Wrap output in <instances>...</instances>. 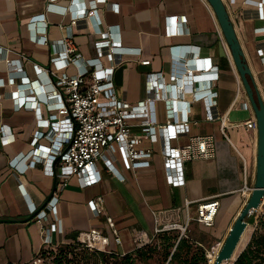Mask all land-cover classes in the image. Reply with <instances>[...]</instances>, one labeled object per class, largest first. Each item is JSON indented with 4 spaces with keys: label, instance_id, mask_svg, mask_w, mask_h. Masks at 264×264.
Here are the masks:
<instances>
[{
    "label": "crops",
    "instance_id": "obj_1",
    "mask_svg": "<svg viewBox=\"0 0 264 264\" xmlns=\"http://www.w3.org/2000/svg\"><path fill=\"white\" fill-rule=\"evenodd\" d=\"M93 1L0 0V49H9V59L14 62L21 59L22 76L30 79L42 102V118L50 115L41 98L51 91L53 80L46 72L36 73L34 64L48 69L50 47L34 43L33 33L45 29L41 34H45L49 43L70 37L86 60H94L99 35L109 30L112 39L122 44V51L114 56V83L118 97L125 102L137 104L146 99L151 73L167 76L174 71L180 73L185 66L193 69L202 60H209L216 67L218 78L211 85L212 92L217 93L211 108L212 121L205 119L206 102L185 97L191 102L190 119L194 122L191 135H213L216 155L187 162L184 182L177 174L174 186L166 182L160 141L143 142L154 151L147 168L126 169L118 158L116 171L111 173L100 162L99 183L83 188L76 178H71L57 196L64 234H54V243L72 242L80 232L91 228L101 229L112 238L106 222L110 217L122 240L121 245H116L111 239L110 248L129 252L137 248L140 232L154 235V212L162 223L184 224L186 201L193 202L190 214L195 216L197 204L211 199L220 202L214 226L205 227L192 221L187 236L195 231L200 237L214 241L226 238L254 186L258 134L244 125L256 121V117L211 6L206 0H108V4L98 5L96 12L85 18L73 20L63 13L64 9L78 12ZM223 1L264 102V0L262 9L259 8L262 0ZM50 2H54L53 10H48ZM177 28L183 32L174 34ZM186 50L187 58L182 59ZM145 60H150V64H142ZM101 63L109 66L105 58ZM14 66L0 61V81L6 82L5 86L0 85V220H12L0 223V264H28L41 251V229L46 223L35 217L23 220L34 213L33 208L39 211L44 207L59 181L45 173L41 164L20 172L23 162L16 158L32 150L30 143L37 131V115L31 109H17L11 98L12 91L29 87L21 85L19 78L12 75ZM77 70L69 66L67 72L75 75ZM11 77L16 78L15 84L8 83ZM206 88L202 84L196 91L202 94ZM165 107L164 102L156 104L160 123L167 119ZM223 118L228 138L220 130ZM132 124L131 132L139 134L137 121ZM185 142L183 138L175 144ZM41 143L48 144L46 140ZM11 160H15L16 168ZM97 197L103 199V212L96 217L89 202ZM193 241L203 246L201 239Z\"/></svg>",
    "mask_w": 264,
    "mask_h": 264
},
{
    "label": "built area",
    "instance_id": "obj_2",
    "mask_svg": "<svg viewBox=\"0 0 264 264\" xmlns=\"http://www.w3.org/2000/svg\"><path fill=\"white\" fill-rule=\"evenodd\" d=\"M58 1V0H52ZM75 2V0H70ZM48 10H53L52 4ZM108 4V0H94L90 5H85L78 12L64 9L71 19L85 18L96 12L98 5ZM263 0L259 3L262 9ZM45 29L36 30L33 33V41L40 45H49L50 62L48 69L34 64L36 73L46 72L53 80V88L46 93L43 103L50 111L47 119L42 118L40 105L35 89L31 86L30 79L22 76L24 71L21 59H9V49H0V61L7 64L14 63L12 71L14 77L19 78L21 85L29 87L12 91L11 98L17 109H31L37 115V131L35 132L31 146L32 150L27 154H20L16 161H22L20 172L41 164L45 173L58 178L57 187L51 199L40 209L35 218L38 222L44 221L42 226V250L54 249L65 242L54 243V234L62 236L64 229L62 220L58 216V195L69 183L71 178H76L81 187L97 184L101 180L98 164L101 162L107 172L116 171L115 161L118 160L126 169L137 170L151 165L154 151L151 147L143 145L144 140L154 144L161 142V157L164 165L166 182L176 185L178 174L181 183L184 182L183 173L187 162L197 159H212L216 155V143L213 135L194 136L191 128L194 122L190 119L191 102L185 97L190 96L193 101L207 103L205 119L212 121L214 116L211 108L215 105L217 93L212 92L211 85L218 78V70L212 66L209 60H202L195 68L185 66L179 73L164 75L151 73L148 75V87L146 99L137 104L125 102L118 97L114 83L116 66L114 56L122 51V44L111 37L108 30L99 35L95 44L97 57L94 60H86L78 50L75 42L70 37L51 42L41 34ZM183 31L177 28L173 33L181 34ZM187 50L182 54L186 59ZM105 58L109 66H104L101 59ZM142 64H150V60L142 61ZM69 66L78 68L75 75L67 72ZM11 77L8 83L15 84L16 78ZM6 82L0 81L1 86ZM205 84L204 91H196L199 86ZM27 89V90H25ZM192 101V102H193ZM164 102L166 108V121L160 123L157 120L156 104ZM137 121L140 128L139 134L131 132L132 122ZM239 126L240 124H233ZM248 129L257 130L255 120L244 124ZM226 119H221L220 130L224 137L226 134ZM186 138L183 144H175ZM46 140L47 145L41 143ZM5 142H9L5 139ZM16 168L15 160L10 161ZM21 187V185H20ZM193 202H185V223H162L157 213L154 214V235L160 232L179 230L178 241L188 238L187 228L190 222L195 221L205 227H213L220 208V202L211 199L197 204L196 215L190 214V206ZM89 208L94 216L103 212V199L97 197L89 202ZM36 209L33 208L32 212ZM49 215L51 217H49ZM111 230L112 238L98 228L80 232L71 242L90 250L105 252L110 250L111 239L116 245H121L122 240L112 218L106 219ZM153 235V236H154ZM145 232L137 235V248L145 246L151 237ZM136 248V249H137ZM215 252L207 253L209 260ZM171 257L165 264H170Z\"/></svg>",
    "mask_w": 264,
    "mask_h": 264
},
{
    "label": "water",
    "instance_id": "obj_3",
    "mask_svg": "<svg viewBox=\"0 0 264 264\" xmlns=\"http://www.w3.org/2000/svg\"><path fill=\"white\" fill-rule=\"evenodd\" d=\"M211 6L217 21L221 27L226 43L232 55L236 70L241 78L242 85L254 111L257 124V157H256V177L253 189L243 208L236 217L228 235L226 236L220 251L213 264H225L233 262L243 251L245 246L237 252L243 236L249 228L248 218L264 205V102L257 91L251 70L246 63L243 50L238 40L234 25L230 19L226 4L223 0H206ZM55 190L47 197L45 204L51 199ZM45 206V205H44ZM38 210L32 213L23 221H29L35 217ZM12 220H0V223Z\"/></svg>",
    "mask_w": 264,
    "mask_h": 264
},
{
    "label": "rangeland",
    "instance_id": "obj_4",
    "mask_svg": "<svg viewBox=\"0 0 264 264\" xmlns=\"http://www.w3.org/2000/svg\"><path fill=\"white\" fill-rule=\"evenodd\" d=\"M263 212L264 205L257 211V217ZM253 230L254 227L250 225L246 231L243 247L251 237ZM178 231L179 230H171L167 232L171 235L179 236ZM160 233L151 237V240L148 241L145 246L140 247L139 250L134 249L125 253L118 249H110L105 252L90 250L85 247L76 246L71 242H67L57 248L40 251L28 264H165L168 258L165 256V249L161 238L158 237ZM189 237L193 240L201 239L203 244V246H199L193 241V249L191 253L196 252V246L205 250L206 254L208 252H216L220 249L225 240V238L219 241L210 240L206 237L202 238L195 231H192V233L189 234ZM125 254L131 256L128 262H124ZM207 263L209 264L208 259Z\"/></svg>",
    "mask_w": 264,
    "mask_h": 264
},
{
    "label": "trees",
    "instance_id": "obj_5",
    "mask_svg": "<svg viewBox=\"0 0 264 264\" xmlns=\"http://www.w3.org/2000/svg\"><path fill=\"white\" fill-rule=\"evenodd\" d=\"M256 213L257 211L248 218L249 225L254 227L251 237L233 264H264V212L258 217ZM158 237L164 245L165 256L171 257L170 264H208L206 252L199 246H196L195 253H191L193 240L190 237L178 241L179 236L169 232H162ZM130 257L125 254L124 262H128Z\"/></svg>",
    "mask_w": 264,
    "mask_h": 264
},
{
    "label": "bare ground",
    "instance_id": "obj_6",
    "mask_svg": "<svg viewBox=\"0 0 264 264\" xmlns=\"http://www.w3.org/2000/svg\"><path fill=\"white\" fill-rule=\"evenodd\" d=\"M243 206V205H242ZM245 236H246V233L244 234V236H243V239H242V242L240 243V246H239V248H238V250H237V252H239L241 249H242V247H243V243H244V239H245ZM221 246V245H220ZM221 248V247H220ZM216 251V250H215ZM220 251V249H218L211 257H210V264H213L214 263V261H215V258H216V256H217V254H218V252ZM225 264H230V263H225Z\"/></svg>",
    "mask_w": 264,
    "mask_h": 264
}]
</instances>
